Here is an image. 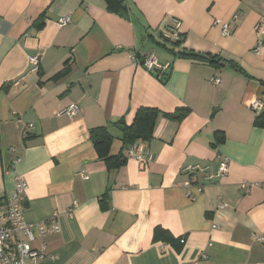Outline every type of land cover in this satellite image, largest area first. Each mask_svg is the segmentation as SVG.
Wrapping results in <instances>:
<instances>
[{
  "label": "crops",
  "instance_id": "obj_1",
  "mask_svg": "<svg viewBox=\"0 0 264 264\" xmlns=\"http://www.w3.org/2000/svg\"><path fill=\"white\" fill-rule=\"evenodd\" d=\"M121 3L0 0V197L23 177L25 221L58 227L31 242L43 256L25 264H264V189L241 188L264 182V127L250 108L264 97V0ZM140 106L190 111L180 122L160 114L152 138L133 145L151 160L128 146L123 166L108 169L89 130L105 126L117 154V122L129 125Z\"/></svg>",
  "mask_w": 264,
  "mask_h": 264
},
{
  "label": "built area",
  "instance_id": "obj_2",
  "mask_svg": "<svg viewBox=\"0 0 264 264\" xmlns=\"http://www.w3.org/2000/svg\"><path fill=\"white\" fill-rule=\"evenodd\" d=\"M59 25H66L70 22V17H60L57 20ZM179 23H176L172 29V40L179 39V33L177 32ZM221 29L224 34H227L230 29V25L227 23H221ZM260 44V43H259ZM29 62L34 67H37L39 61L38 57L33 55L29 57ZM142 65L147 70L154 68H161L160 63L152 55H147L143 58ZM213 84H219V78L212 79ZM264 107L263 98H257L250 103V108L254 112H260ZM79 111V107L75 103H70L63 113L68 117L75 116ZM145 152L146 160H151V155L145 150L144 146L130 145L127 150V155L134 157L140 161H143L142 154ZM228 170V158L223 157L217 167V173L223 176ZM186 185H189L187 183ZM252 186H259L264 189V182L248 184L241 183V188L248 192ZM27 189V183L23 177L18 176L16 178L14 189L0 197V264H25L28 260H35L36 258H42L43 253L41 250H36L31 247V242L38 236H43L46 232L57 231L58 227L53 226L51 229L46 230L41 223L26 222L23 218V204L26 199L25 192ZM258 240L262 238L255 237ZM180 243L184 242L183 238H180Z\"/></svg>",
  "mask_w": 264,
  "mask_h": 264
},
{
  "label": "trees",
  "instance_id": "obj_3",
  "mask_svg": "<svg viewBox=\"0 0 264 264\" xmlns=\"http://www.w3.org/2000/svg\"><path fill=\"white\" fill-rule=\"evenodd\" d=\"M121 2L122 0H118L119 6L123 7ZM179 37L181 38V34H179ZM164 40L170 41V40H166L165 38ZM170 42H172L174 46L178 44V40H172ZM169 51L174 53L173 48L169 49ZM179 54L181 56L192 57V58H197L200 56L194 52L183 51V50L179 51ZM136 57L138 59H141L140 61L143 63V58H140L138 55ZM203 57L207 59L211 65H215V66L220 65L222 61V59H218V57L215 56L207 55ZM65 71L66 68L63 69L61 72H59L56 75V77L62 75ZM262 85L264 87V83H262ZM263 94H264V89H263ZM263 101H264V97H263ZM189 111H190L189 108L182 106L176 108L175 111L171 113H162L155 108L140 106L139 108H137L134 117L132 119V122L129 125H126L122 121L117 122L118 124H122L124 126V130L122 132V137H121L122 147L117 154L110 153L111 144L113 142V136L109 133V131L105 126H97L91 128L89 130V138L92 142L97 157L104 161L106 167L108 169H117L123 166V164L126 161V157L123 152L126 148H128V146L142 142H147L152 138L155 122L160 114L164 115L165 117L173 121L180 122L189 113ZM255 113L256 116L254 117L253 125L258 127H264V107L260 112H255ZM223 139H224V133L222 131L217 130L214 132V139H213L214 142H221L223 141ZM107 198H108V191L104 192V194L101 195L99 199L100 208L106 209L108 207L106 201ZM161 232H163V229H161L160 227H156L154 230V235L157 236V234Z\"/></svg>",
  "mask_w": 264,
  "mask_h": 264
},
{
  "label": "water",
  "instance_id": "obj_4",
  "mask_svg": "<svg viewBox=\"0 0 264 264\" xmlns=\"http://www.w3.org/2000/svg\"><path fill=\"white\" fill-rule=\"evenodd\" d=\"M118 128L120 129V130H124V127L123 126H121V125H118Z\"/></svg>",
  "mask_w": 264,
  "mask_h": 264
}]
</instances>
